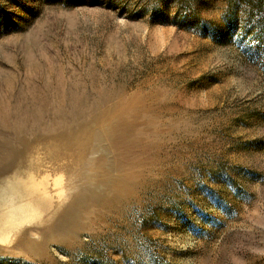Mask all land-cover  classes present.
I'll use <instances>...</instances> for the list:
<instances>
[{
    "label": "rangeland",
    "instance_id": "1",
    "mask_svg": "<svg viewBox=\"0 0 264 264\" xmlns=\"http://www.w3.org/2000/svg\"><path fill=\"white\" fill-rule=\"evenodd\" d=\"M0 264H264V0H0Z\"/></svg>",
    "mask_w": 264,
    "mask_h": 264
},
{
    "label": "bare ground",
    "instance_id": "2",
    "mask_svg": "<svg viewBox=\"0 0 264 264\" xmlns=\"http://www.w3.org/2000/svg\"><path fill=\"white\" fill-rule=\"evenodd\" d=\"M109 128H110V127H109ZM84 131H85V130H84ZM88 131H89V130H88ZM108 131H109V130H108ZM111 131H112V130H111ZM90 132H91V131H90ZM85 133H86V132H85ZM88 133H89V132H88ZM107 133H109V132H107ZM77 135H78V134H77ZM88 135H90V133H89ZM88 135H87V137H88ZM78 137H79V136H78ZM110 137H111V136H110ZM111 139H113V138H111ZM90 142H91V141H90ZM88 144H89V143H88ZM76 146H77V145H76ZM76 146H75V147H76ZM86 149H88V148H86ZM85 153H86V152H85ZM88 155H89V154H88ZM92 160H93V159H92ZM94 161H95V160H94ZM89 166H90V165H89ZM89 166H88V167H89ZM92 166H93V165H92ZM92 166H91V168H92ZM91 168H90V169H91ZM77 203H79L78 200H76V204H75V206H77ZM99 207H100V206H99ZM99 207H98V208H99ZM75 228H76V227H75ZM82 231H83V230H82ZM64 237H65V236H64ZM69 237H70V236H69ZM67 239H68V238H67ZM70 239H71V238H70ZM72 240H73V239H72ZM68 241H69V240H68ZM70 241H71V240H70Z\"/></svg>",
    "mask_w": 264,
    "mask_h": 264
}]
</instances>
